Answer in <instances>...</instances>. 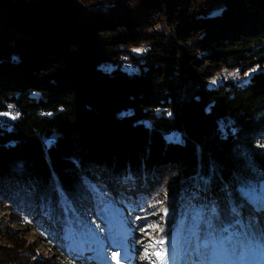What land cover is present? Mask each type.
<instances>
[{"label": "trees", "instance_id": "obj_1", "mask_svg": "<svg viewBox=\"0 0 264 264\" xmlns=\"http://www.w3.org/2000/svg\"><path fill=\"white\" fill-rule=\"evenodd\" d=\"M93 1L0 0V113L17 114L0 120V179L16 220L64 258L11 235L0 264H74L66 227L91 240L110 201L177 232L193 261L215 237L233 260L263 252L264 199L243 187L264 185V0ZM223 67L250 74L211 85Z\"/></svg>", "mask_w": 264, "mask_h": 264}, {"label": "rangeland", "instance_id": "obj_2", "mask_svg": "<svg viewBox=\"0 0 264 264\" xmlns=\"http://www.w3.org/2000/svg\"><path fill=\"white\" fill-rule=\"evenodd\" d=\"M105 2L107 0H94L91 6L93 8H106ZM222 7L223 2H219L213 11L217 12ZM146 48L147 45L144 44L134 47L133 50L136 54H140ZM126 66L130 69H136V66L131 62ZM249 74V70L243 73L238 68L223 67L210 78V84L215 85L218 81L228 78L236 80L247 79ZM1 113H10L12 116L17 115L15 109L12 107ZM7 118L9 116H0L1 121ZM173 134V132L169 133V136ZM255 138L257 143L264 144V133L257 132ZM164 166L159 165L160 168ZM0 180L4 185L2 186L4 188L0 186V242L9 245L7 241L11 235L22 236L27 239L28 243L35 244L40 252V256H44L52 261L57 260V262L64 259L61 251L55 247L54 243L48 239L40 238L33 229L22 225L16 220L13 213L14 209L9 205L7 200L10 194L7 191V186H10V182L7 179ZM243 189L247 190L249 198L255 201L254 203H256L258 208V197L264 198V185L261 184L259 190H256V192L246 187H243ZM129 192L133 193L134 190L126 191L127 194ZM47 208L46 204L40 206V216L46 222L48 221L45 216L48 211ZM95 209L97 216L91 221H87L88 235L85 236H91V240L87 241L82 235L74 234L70 228L66 227L65 229V234L68 236V252L66 256L76 260L74 264H264V251L261 252L258 249L253 250L246 259L239 256L233 260L234 257L228 252L225 240L220 237H215L214 239L215 255L212 258L201 260V262L193 261L190 256L194 255L196 250L192 253L187 248H176L174 243L178 242L179 234L175 232L172 235L164 236L161 226L154 225L152 223L154 218L143 209L131 212L128 211L131 210L129 204L125 206L119 205L116 201H110L106 210H102L98 206H95ZM147 218L149 220H145ZM146 222H148V225H145L147 224ZM127 234L130 236L128 235L127 237ZM161 239L167 242V246L162 244L159 249V247L151 244V242L160 243ZM187 242H190L188 236ZM168 246L174 250L176 248V250L171 251ZM157 252L161 253L160 257H157ZM65 262L68 264L67 261Z\"/></svg>", "mask_w": 264, "mask_h": 264}, {"label": "snow or ice", "instance_id": "obj_3", "mask_svg": "<svg viewBox=\"0 0 264 264\" xmlns=\"http://www.w3.org/2000/svg\"><path fill=\"white\" fill-rule=\"evenodd\" d=\"M139 51V50H137ZM0 116H9V118L15 119L14 116H11L10 113H0ZM160 243H165V241L163 239H161ZM157 257L161 256V253L157 252L156 253Z\"/></svg>", "mask_w": 264, "mask_h": 264}]
</instances>
